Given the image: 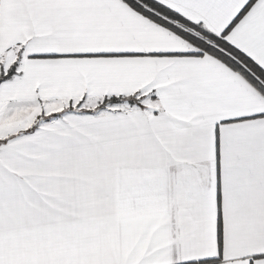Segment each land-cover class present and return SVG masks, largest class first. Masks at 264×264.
Listing matches in <instances>:
<instances>
[{
  "label": "snow or ice",
  "instance_id": "snow-or-ice-1",
  "mask_svg": "<svg viewBox=\"0 0 264 264\" xmlns=\"http://www.w3.org/2000/svg\"><path fill=\"white\" fill-rule=\"evenodd\" d=\"M0 264H264V0H0Z\"/></svg>",
  "mask_w": 264,
  "mask_h": 264
}]
</instances>
